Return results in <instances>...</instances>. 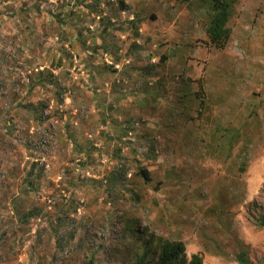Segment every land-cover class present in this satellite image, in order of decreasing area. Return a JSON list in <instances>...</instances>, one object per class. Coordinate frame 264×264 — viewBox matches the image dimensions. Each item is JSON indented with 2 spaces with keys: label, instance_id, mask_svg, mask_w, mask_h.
Here are the masks:
<instances>
[{
  "label": "rangeland",
  "instance_id": "rangeland-1",
  "mask_svg": "<svg viewBox=\"0 0 264 264\" xmlns=\"http://www.w3.org/2000/svg\"><path fill=\"white\" fill-rule=\"evenodd\" d=\"M207 23L199 0H0V264H132V230L264 264V0H232L224 49Z\"/></svg>",
  "mask_w": 264,
  "mask_h": 264
},
{
  "label": "trees",
  "instance_id": "trees-1",
  "mask_svg": "<svg viewBox=\"0 0 264 264\" xmlns=\"http://www.w3.org/2000/svg\"><path fill=\"white\" fill-rule=\"evenodd\" d=\"M180 1L190 2L193 0ZM199 1L201 2V6L207 10L208 14V23L206 24L207 42L218 49H224L232 33V29L228 25L232 14V0ZM165 58L166 56H163V59ZM50 74L52 75V73ZM45 76V71L41 70L39 72L38 81L42 83L45 82ZM200 94L201 93L196 92L197 96H200ZM229 146L231 149L233 141H229ZM139 174H141L146 181H152L150 171L146 167H140ZM111 178L114 179V175L111 176ZM139 194L140 193L137 194L138 197ZM259 222L260 225L264 227V214L259 216ZM130 228H132L131 223ZM131 234H134V237L127 242L125 241L124 246L128 251L130 248L134 250L135 257L132 264H203V257L198 253L193 254L191 259L187 258L186 244L184 241H171L162 237L156 238L154 234H148L146 231L140 233L136 230H132ZM145 234H147L146 239H144ZM236 260L240 264H257L244 250L236 255ZM82 264H95L94 255L90 256Z\"/></svg>",
  "mask_w": 264,
  "mask_h": 264
}]
</instances>
